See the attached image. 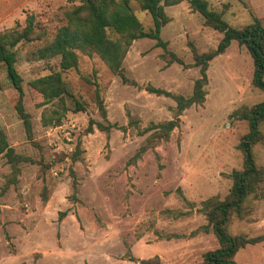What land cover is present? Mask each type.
<instances>
[{
    "label": "rangeland",
    "instance_id": "rangeland-1",
    "mask_svg": "<svg viewBox=\"0 0 264 264\" xmlns=\"http://www.w3.org/2000/svg\"><path fill=\"white\" fill-rule=\"evenodd\" d=\"M208 2L234 27L255 18L264 25V0ZM77 4L0 0V32L25 27L29 13L35 14L37 29L47 32L41 41L16 46L32 138L16 109L19 92L0 63V127L23 156L12 163L0 155V264H141L155 256L162 264H203L204 254L219 246L214 232L203 229L208 222L203 201L226 197L230 173L243 168L239 144L250 128L234 111L264 101V90L253 84V58L244 45L232 41L209 62L205 101L182 112L180 126L168 139L158 138L151 127L174 119L177 102L147 86L190 97L202 75L201 66L194 65L193 48L207 52L223 37L187 1L166 6L170 21L161 37L181 62L169 61L156 39H135L123 62L133 84L113 73L97 52L78 51V68L62 74L86 109L74 111L69 103L56 125L54 111L63 105L47 101L30 81L60 70V58H41L38 48ZM130 4L145 29L154 28L152 15L137 0ZM96 88L107 118L99 109ZM96 122L117 125L104 131ZM78 144L82 153L73 160ZM143 146L146 150L132 160ZM253 152L264 166V143H256ZM262 186V196L249 197L246 215L233 216L231 233L264 235V181ZM235 258L239 264H264V242L247 245Z\"/></svg>",
    "mask_w": 264,
    "mask_h": 264
},
{
    "label": "trees",
    "instance_id": "trees-1",
    "mask_svg": "<svg viewBox=\"0 0 264 264\" xmlns=\"http://www.w3.org/2000/svg\"><path fill=\"white\" fill-rule=\"evenodd\" d=\"M79 4L65 13L66 22L61 25L47 43L38 48L41 58L59 57L60 70L35 78L30 85L43 94L47 101L57 99L62 110H55L52 122L60 124L65 113L70 109L69 103L73 104L74 111L86 109L85 103L77 98L70 86L64 80L63 72L77 69L79 65L78 51H95L105 60L113 73L120 75L124 82L133 83L123 67L124 58L128 48L135 39L149 37L156 39V44L165 48L166 53L171 56L169 61H179L181 58L173 51L168 50V42L161 37L164 25L170 21L165 7L187 1L193 10L198 11L204 18L206 25L213 27L223 33L218 46L204 53H198L195 48L194 65L201 66V77L196 80L193 94L190 97L172 94L171 92L147 86L151 92L172 96L176 102L175 118L153 125L154 134L158 138L168 139L171 131L180 126V115L194 103H203L206 97L205 86L208 83L207 69L209 62L217 55L222 54L236 40L244 45L250 52L254 61L253 84L264 90V25L258 18L242 28L230 25L222 13L209 7L208 0H137L141 8L148 11L154 21V28L146 30L139 17L134 12L130 0H77ZM34 13H29L26 18V26L20 25L0 32V63H4L7 74L13 85L19 92L16 109L24 121L29 138L33 135V124L31 114L26 111L23 97V78L17 70L16 61L18 52L16 46L22 41H41L47 36L45 30H38L35 24ZM116 37H113V36ZM1 87V78H0ZM97 101L102 115L107 118V109L99 88H96ZM234 115L248 120L249 132L244 134L239 148L244 154L242 169H235L230 173L232 186L226 197L217 195L203 201L201 210L207 217V224L203 229L207 232L212 230L216 235L219 246L204 254L203 264H239L236 261L238 251L249 244L264 242V235L249 237L244 234H233L229 230V224L234 215L244 217L248 211V200L250 196H262L264 181V166L257 164L253 146L256 143H264V133L261 125L264 121V101L252 107H242L234 111ZM51 121V120H50ZM97 127L109 131L117 124L109 122L104 124L96 122ZM91 121L89 130L93 128ZM147 146L132 158L140 157ZM82 150L78 144L73 154V160L79 158ZM8 157L12 163L23 160L10 145L5 131L0 127V155ZM135 259L134 256H131ZM141 264H162L159 256L142 259Z\"/></svg>",
    "mask_w": 264,
    "mask_h": 264
}]
</instances>
